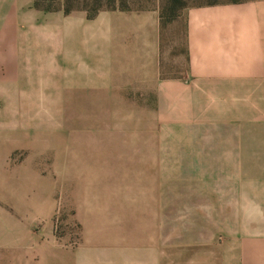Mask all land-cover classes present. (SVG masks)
<instances>
[{"label": "rangeland", "instance_id": "obj_1", "mask_svg": "<svg viewBox=\"0 0 264 264\" xmlns=\"http://www.w3.org/2000/svg\"><path fill=\"white\" fill-rule=\"evenodd\" d=\"M223 1L112 8H158L166 23ZM34 2L0 0V264L104 262L124 236L134 245L147 233L139 241L148 263L159 254L160 264H238V189L222 134L167 123L153 95L75 93L65 102L47 41L64 37V9L88 16L98 3L112 11L111 2L38 0L49 12Z\"/></svg>", "mask_w": 264, "mask_h": 264}, {"label": "crops", "instance_id": "obj_2", "mask_svg": "<svg viewBox=\"0 0 264 264\" xmlns=\"http://www.w3.org/2000/svg\"><path fill=\"white\" fill-rule=\"evenodd\" d=\"M65 18L64 37L47 41L64 101L75 93L153 95L167 123L220 132L225 173L238 189V264H264V0L190 7L166 23L158 8ZM147 235L134 245L124 236L108 261L73 264H160L159 254L142 258Z\"/></svg>", "mask_w": 264, "mask_h": 264}, {"label": "trees", "instance_id": "obj_3", "mask_svg": "<svg viewBox=\"0 0 264 264\" xmlns=\"http://www.w3.org/2000/svg\"><path fill=\"white\" fill-rule=\"evenodd\" d=\"M110 2H111V5L108 6V8H110L109 10L130 11V10H126V9L125 10L116 9L114 7L112 8V6H114V4H116V2H118V0H110ZM211 4H214V3H211ZM97 6L98 7L93 11V13H91V14L88 15L89 18L94 17L100 11V9L103 8V6L100 5L99 3H98ZM34 8L36 10L44 11V12H49L50 11L49 9L47 10V9L41 8V6H39L38 0H35V2H34ZM71 11H72V9H64V13L65 14H69ZM160 18H161V20L163 22V16H162L161 13H160ZM174 18H175L174 13H171V16H170V19L168 20V22L174 20Z\"/></svg>", "mask_w": 264, "mask_h": 264}]
</instances>
